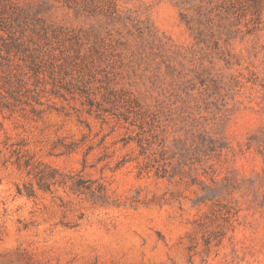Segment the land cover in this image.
Masks as SVG:
<instances>
[{"label": "rangeland", "instance_id": "rangeland-1", "mask_svg": "<svg viewBox=\"0 0 264 264\" xmlns=\"http://www.w3.org/2000/svg\"><path fill=\"white\" fill-rule=\"evenodd\" d=\"M0 264H264V0H0Z\"/></svg>", "mask_w": 264, "mask_h": 264}]
</instances>
